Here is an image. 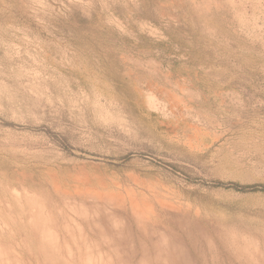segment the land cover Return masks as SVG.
I'll return each mask as SVG.
<instances>
[{
    "label": "rangeland",
    "instance_id": "rangeland-1",
    "mask_svg": "<svg viewBox=\"0 0 264 264\" xmlns=\"http://www.w3.org/2000/svg\"><path fill=\"white\" fill-rule=\"evenodd\" d=\"M0 157V264H264V0H0Z\"/></svg>",
    "mask_w": 264,
    "mask_h": 264
},
{
    "label": "trees",
    "instance_id": "trees-1",
    "mask_svg": "<svg viewBox=\"0 0 264 264\" xmlns=\"http://www.w3.org/2000/svg\"><path fill=\"white\" fill-rule=\"evenodd\" d=\"M139 48H152V46H147V45H142V44H138ZM197 87L210 91V88L206 85L203 84V82L201 80L196 81L195 83ZM0 162H4V159H2V157H0ZM140 181V180H139ZM89 182L96 184L97 183H101V184H105L104 182H102L101 180H89ZM105 186H109L106 185ZM64 188L67 191H71L70 185L67 184L66 186H64ZM109 190H105L106 191H110L112 190L113 187H108ZM75 191H91L89 190V188H83V187H79L74 189ZM104 190V189H103ZM101 190V192L103 191ZM174 202V201H172ZM223 208L224 213L221 212V209ZM211 212H214L216 214H225V218L228 220L231 219H245L247 220L249 223L251 224H255L258 226H264V207H249L246 205H243L241 203H232V204H224L222 207L221 205H215L212 207V209L210 208Z\"/></svg>",
    "mask_w": 264,
    "mask_h": 264
},
{
    "label": "bare ground",
    "instance_id": "bare-ground-1",
    "mask_svg": "<svg viewBox=\"0 0 264 264\" xmlns=\"http://www.w3.org/2000/svg\"><path fill=\"white\" fill-rule=\"evenodd\" d=\"M111 248V247H110ZM113 249H114V247H113ZM179 252V251H178ZM179 254H180V252H179ZM118 255V254H117ZM178 255V254H177ZM183 260V259H182Z\"/></svg>",
    "mask_w": 264,
    "mask_h": 264
}]
</instances>
